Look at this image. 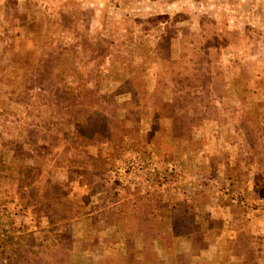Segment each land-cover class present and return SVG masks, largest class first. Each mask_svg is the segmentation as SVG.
Instances as JSON below:
<instances>
[{"label":"rangeland","instance_id":"374dc122","mask_svg":"<svg viewBox=\"0 0 264 264\" xmlns=\"http://www.w3.org/2000/svg\"><path fill=\"white\" fill-rule=\"evenodd\" d=\"M126 66L191 97L190 139L168 94L146 128L125 94L110 117ZM194 202L200 230L175 236ZM155 259L264 264V0H0V264Z\"/></svg>","mask_w":264,"mask_h":264},{"label":"trees","instance_id":"16d2710c","mask_svg":"<svg viewBox=\"0 0 264 264\" xmlns=\"http://www.w3.org/2000/svg\"><path fill=\"white\" fill-rule=\"evenodd\" d=\"M124 70L126 72V73L124 72L126 75L132 74L134 76L139 75L140 77L148 74V70L143 67L137 68V67L126 66L124 67ZM150 86H151V81L149 79L142 77H140L139 79H137L136 77H131V78L124 77V79L121 80V84L119 85L116 92L113 95L111 94L107 96L108 99H110L109 101L111 106L109 111L111 112L110 117L113 118V115H115L116 109L118 107V105L115 103V94L116 95L125 94L129 96L130 101L133 100L136 103H139L138 108L137 107L132 108L129 102H126L122 105L125 110L124 113L125 124L126 122L130 123L134 115H139L140 116L139 120L141 121L138 120L137 123H139L140 126H142V128H146L150 120L156 117L157 115H160L161 113L158 108H155L154 106L153 108H151L152 106H148V104L150 105L152 101L156 99L158 100V102H160L161 100L163 101L166 94H168L167 96L169 95L170 96L168 99H165L164 102H168V107H170V111H171L170 129L172 131V134L178 136L180 135L190 139V135H189L190 130L188 127L187 129H183L185 126H183L181 120L184 115H189L191 111L190 108L192 106L191 97H188L186 95L181 96L176 92V90H173L168 86H164L162 88L158 86L155 87H150ZM68 91L69 93L66 92L65 95H68L67 98L71 99V97L73 96V95L71 96L72 92L70 90ZM93 92L94 94L92 95L90 94V100H93L94 102L83 105L82 109H84L83 111H85L84 112L85 119H83L78 123L77 128L80 130V132L82 131L83 134H85L84 139L91 134V138L94 140L93 142H95L98 140H102L104 138V134L101 133L102 130L100 129H104L105 127L102 123H99L98 125L97 124L91 125L92 120L89 121L88 119L90 117H95L97 115H100V112H102L99 111L100 109V105L98 103L99 96L95 93V91ZM104 97L106 96L104 95ZM66 106H68L66 107V110H69L70 114L77 111V110H73L74 109L73 107L77 106V103H74V105L72 103L67 104ZM108 123L112 125V127H110L111 131L114 132L118 131L117 128L120 126L118 125L119 123L116 121V119L114 121H112L111 119V122L108 121ZM196 205L197 202H194L192 205L188 206L183 210L173 211L172 230L175 236L185 235L200 230L202 223L200 222L199 217L203 212V209L200 208L201 204H199L198 207Z\"/></svg>","mask_w":264,"mask_h":264},{"label":"crops","instance_id":"0c3cea01","mask_svg":"<svg viewBox=\"0 0 264 264\" xmlns=\"http://www.w3.org/2000/svg\"><path fill=\"white\" fill-rule=\"evenodd\" d=\"M207 253H208V252H206V254H207ZM201 254H202V253H201ZM201 254L198 255L199 259L202 258V257H201V256H202ZM175 257H176V256H175ZM155 260H156V263H154V264H167V262L164 263V262H162V261H160V263H159L158 260H161V259H155ZM171 260H172V259H171ZM171 263H173V260L171 261ZM171 263H170V264H171ZM173 264H174V263H173ZM205 264H207V263H205ZM223 264H226V261H224Z\"/></svg>","mask_w":264,"mask_h":264}]
</instances>
